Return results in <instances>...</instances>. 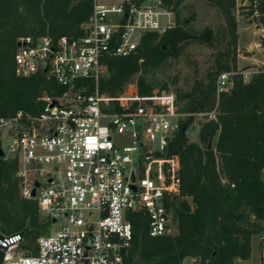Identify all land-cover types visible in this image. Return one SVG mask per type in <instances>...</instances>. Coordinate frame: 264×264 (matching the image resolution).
Listing matches in <instances>:
<instances>
[{
  "label": "built area",
  "instance_id": "obj_1",
  "mask_svg": "<svg viewBox=\"0 0 264 264\" xmlns=\"http://www.w3.org/2000/svg\"><path fill=\"white\" fill-rule=\"evenodd\" d=\"M91 3L79 34L17 40L15 76L42 73L61 90L42 93L37 113L0 115V158L17 163L21 197L36 199L38 212L59 226L25 252L18 251L25 233L0 231V264H124L136 216L151 237L172 233L180 160L170 145L188 116L215 119V109L179 110L176 94L164 89L101 92L105 57L136 53L146 34L160 37L174 28L176 14L161 0ZM258 72L264 66L223 70L216 93L229 91L235 75L248 82ZM183 264L203 263L193 258ZM258 264H264V234Z\"/></svg>",
  "mask_w": 264,
  "mask_h": 264
},
{
  "label": "trees",
  "instance_id": "obj_2",
  "mask_svg": "<svg viewBox=\"0 0 264 264\" xmlns=\"http://www.w3.org/2000/svg\"><path fill=\"white\" fill-rule=\"evenodd\" d=\"M185 0H161L176 15ZM221 14L227 41L218 52L216 70L206 80H195L189 91L176 95L184 112H208L198 130L199 142H190L186 130L194 121L188 116L170 145L180 160V190L174 197L175 231L159 237L146 233L143 217L136 216L132 246L124 264H183L196 259L205 264H235L248 259L251 237L264 234V72L248 82L235 75L227 92L216 93L219 72L236 68V0H207ZM249 13L264 26V0H248ZM91 0H0V115L16 109L37 113L42 93L61 90L44 74L23 78L14 74V53L21 36L76 35L91 12ZM211 28L189 34L175 26L158 37L143 36L136 53L106 56L107 74L99 79V90L114 96L135 74L139 95L150 94L154 85L146 74L178 55V45L190 37L210 42ZM86 82L91 84L89 79ZM167 89L165 84L160 90ZM209 142L211 146L208 147ZM17 163L0 158V231L12 233L28 225L32 242L39 236L37 201L20 195L14 172ZM215 251L214 255L212 252Z\"/></svg>",
  "mask_w": 264,
  "mask_h": 264
},
{
  "label": "rangeland",
  "instance_id": "obj_3",
  "mask_svg": "<svg viewBox=\"0 0 264 264\" xmlns=\"http://www.w3.org/2000/svg\"><path fill=\"white\" fill-rule=\"evenodd\" d=\"M249 8L248 0H236V18L239 20L240 24V38L243 36H251V30L243 29V27L251 25V28L257 32L255 41L260 44L258 48H262L257 51L256 48L255 51L259 52L257 54L258 57L264 59V37L261 35L262 32L259 31L263 25L255 20V14L249 13ZM175 21L177 26H181L191 35L199 34L205 28H211L213 31L210 42L199 41L193 37L181 41L178 45L177 56L169 58L163 66L153 69L146 74L147 81L154 85L153 90H160V86L165 84L167 89L164 90L172 91L178 95L189 91L195 80L205 81L208 71L216 70L217 54L224 49L227 35L221 14L217 8L207 0H185L179 8V13L176 15ZM247 42L249 41L243 43V47L241 48L243 52H248L246 49ZM251 50L252 48L250 51ZM137 77L138 74H135L124 86L123 91L126 94L130 95L138 92ZM183 103L184 101L180 100L178 102L179 107H181ZM205 121L206 119L204 117L194 119L186 130L188 141L199 142L198 130L200 125ZM12 179H15V177H12ZM58 226L59 223L53 224L50 219L38 212V224L35 228L39 235H47L57 229ZM174 231L175 227H172L171 232ZM32 243L30 233L26 231L24 241L19 244L18 251L25 252L31 249ZM253 245V255L251 260L248 261L249 264L257 263L256 245L255 243Z\"/></svg>",
  "mask_w": 264,
  "mask_h": 264
},
{
  "label": "crops",
  "instance_id": "obj_4",
  "mask_svg": "<svg viewBox=\"0 0 264 264\" xmlns=\"http://www.w3.org/2000/svg\"><path fill=\"white\" fill-rule=\"evenodd\" d=\"M224 23V22H223ZM239 20L237 19V34H238V37H237V44H236V59H237V65H236V69H249V68H261L264 66V59H261V57H258V53L259 52H256L258 49H262V48H258L260 47V44L257 43L255 41V36H256V31L253 30L251 28V25H247L245 27H243L244 30H251L252 31V34L250 37H247V36H243L240 38V33H239ZM259 31L262 32V36L264 37V26L259 29ZM246 41H249L247 42L246 44V49L248 52H243L242 51V47H243V43L246 42ZM252 48V50L250 51V49ZM257 48V49H256ZM256 49V51H255ZM255 51V52H253ZM262 179L264 180V170L262 171ZM259 242H260V236L259 234H254L252 235L251 237V254H250V257L248 259H236L235 260V264H249L248 261L251 260L252 258V255H253V249H254V243L256 245V252H257V263L258 264V252H259Z\"/></svg>",
  "mask_w": 264,
  "mask_h": 264
},
{
  "label": "water",
  "instance_id": "obj_5",
  "mask_svg": "<svg viewBox=\"0 0 264 264\" xmlns=\"http://www.w3.org/2000/svg\"><path fill=\"white\" fill-rule=\"evenodd\" d=\"M210 146H211V142H209V144H208V147H210ZM2 155H3V153H2V151H1V149H0V156H2ZM36 186H38V183H35V187H36ZM35 187L31 190V196H34V195H35ZM53 221H54V220H53ZM27 230H28V225H26L22 230H20V233L23 234V233H25ZM0 237H1V234H0ZM214 253H215V251L212 252V255H214ZM1 261H2V253L0 252V263H1ZM133 264H141V260L138 258V259H136V260L134 261Z\"/></svg>",
  "mask_w": 264,
  "mask_h": 264
}]
</instances>
